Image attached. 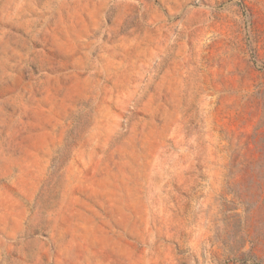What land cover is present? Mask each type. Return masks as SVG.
Wrapping results in <instances>:
<instances>
[{"label": "rangeland", "instance_id": "1", "mask_svg": "<svg viewBox=\"0 0 264 264\" xmlns=\"http://www.w3.org/2000/svg\"><path fill=\"white\" fill-rule=\"evenodd\" d=\"M242 263L264 0H0V264Z\"/></svg>", "mask_w": 264, "mask_h": 264}, {"label": "trees", "instance_id": "2", "mask_svg": "<svg viewBox=\"0 0 264 264\" xmlns=\"http://www.w3.org/2000/svg\"><path fill=\"white\" fill-rule=\"evenodd\" d=\"M236 262H238V263H241V261H236ZM243 264V263H242ZM254 264V263H253Z\"/></svg>", "mask_w": 264, "mask_h": 264}]
</instances>
